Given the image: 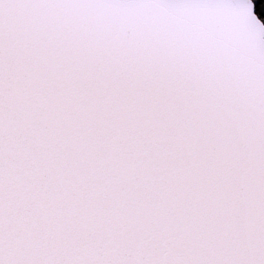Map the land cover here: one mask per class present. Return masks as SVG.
Masks as SVG:
<instances>
[{
	"label": "snow or ice",
	"instance_id": "6c2138e0",
	"mask_svg": "<svg viewBox=\"0 0 264 264\" xmlns=\"http://www.w3.org/2000/svg\"><path fill=\"white\" fill-rule=\"evenodd\" d=\"M0 264H264V0H0Z\"/></svg>",
	"mask_w": 264,
	"mask_h": 264
},
{
	"label": "trees",
	"instance_id": "16d2710c",
	"mask_svg": "<svg viewBox=\"0 0 264 264\" xmlns=\"http://www.w3.org/2000/svg\"><path fill=\"white\" fill-rule=\"evenodd\" d=\"M255 2H256L257 4H259V3L261 2V0H255Z\"/></svg>",
	"mask_w": 264,
	"mask_h": 264
}]
</instances>
